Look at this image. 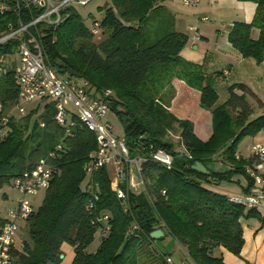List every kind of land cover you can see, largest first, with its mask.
Returning <instances> with one entry per match:
<instances>
[{"label":"trees","instance_id":"1","mask_svg":"<svg viewBox=\"0 0 264 264\" xmlns=\"http://www.w3.org/2000/svg\"><path fill=\"white\" fill-rule=\"evenodd\" d=\"M110 1V6L97 7L103 16L93 18L91 26L74 6L65 7L58 25L39 27V39L46 62L60 76L87 83L92 96L110 91L109 110L122 124L130 155L145 157L143 187L135 192L122 182L124 197L120 198L111 187L107 166L88 173L84 166L97 149L95 136L76 118L66 133L54 119L53 100L40 99L17 117L13 105L18 88L12 69L1 73L0 114H8L9 121L7 135L0 140V191L58 144L62 147L49 160L50 185L42 204L25 222L29 242L15 249L13 264H60L63 242L73 246L71 264H141L139 248L142 242L154 240L150 232L155 229L164 232L160 239L170 236L177 241L184 250L183 259L191 264H225L214 248L222 246L239 256L244 243L241 221L254 218L264 226V215L259 208L235 203L209 186L233 182L234 176L241 175L247 183L243 192L249 193L255 180L247 169L264 179V172L257 170L264 160L254 154L243 157L238 151L244 137L264 128V115L252 117L245 95L253 93L242 82L229 84L227 99L216 104L214 83L227 75L221 70L208 73L203 63L180 56L187 34L174 30V19L167 12L153 14L165 0ZM240 1L255 3L254 17L250 22H233L228 42L243 58L259 64L264 61V0ZM12 20L11 14H0V36ZM95 22L96 34L91 30ZM254 28L257 38L251 36ZM16 45V40L0 44V54L11 52ZM174 78L185 79L198 90L200 104L210 111L207 139L195 134L189 119H179L170 110ZM174 133L178 134L176 143L170 138ZM156 150L171 156L169 168L151 157ZM196 161L208 173L194 170ZM103 215L107 221L101 220ZM3 222L0 215V227ZM106 224L109 230L101 235ZM96 232L100 244L87 252ZM152 252L151 261L157 258L156 264H175L169 253L160 256L155 248Z\"/></svg>","mask_w":264,"mask_h":264},{"label":"built area","instance_id":"2","mask_svg":"<svg viewBox=\"0 0 264 264\" xmlns=\"http://www.w3.org/2000/svg\"><path fill=\"white\" fill-rule=\"evenodd\" d=\"M89 1L91 0H0V14L14 16V20L7 23L6 32L0 36V44L10 40L17 41L15 53L17 59L14 57L9 61V52L0 54V74L12 69L15 85L18 88L15 109L20 114L25 113L24 103L51 98L55 102L54 119L66 133L70 132L72 118H76L94 134L97 149L90 155V161L84 168L91 173L99 167L113 164L114 176L111 178V187L121 198L124 197V192L120 188V183H127L129 179L131 184L133 177L136 176L143 187L141 166L145 157L130 155L124 136L115 135L111 124L104 120L109 111L110 91L106 90L97 96H92L88 92L87 83L71 82L60 76L56 69L46 62L39 39V27L58 25L63 20L62 10L65 7L74 4L84 5ZM183 2L191 5L198 3L199 0H183ZM206 19V17L201 18L204 21ZM91 30L94 34L98 32L97 22ZM8 121V114H0V140L7 135ZM60 149H62L61 144H58L35 165L26 168L19 177L13 179L12 186L18 191L20 199L8 209L0 227V264H12L17 230L20 223H25L33 210V205L27 197L35 196L49 187L52 178L49 160L53 159ZM250 149L252 154L264 160V146L253 144ZM177 151L183 153L180 148ZM151 157L167 168L171 166V156L161 150L154 151ZM260 169H263L262 164L257 165L258 172ZM247 171L254 178L257 186L249 193L228 195L229 200L246 207L264 209V179L252 170L247 169ZM94 198L97 199V196ZM101 220L107 221L108 216L103 215ZM108 230L109 224H106L101 235H105ZM167 261L171 263L170 258H167Z\"/></svg>","mask_w":264,"mask_h":264},{"label":"rangeland","instance_id":"3","mask_svg":"<svg viewBox=\"0 0 264 264\" xmlns=\"http://www.w3.org/2000/svg\"><path fill=\"white\" fill-rule=\"evenodd\" d=\"M105 3H107L108 6L111 5L110 0H91L87 4L81 5V4H74V7L76 11L80 14L81 18L83 19L84 23L87 26L92 25L93 18L100 20L103 16V11H99L97 9L98 6H103ZM210 4H206V0H200L198 3L186 5L183 0H173V12L177 11L183 15V17L186 19V27L187 31H185V34H187V45H190V41L194 39L196 44H199V50L203 51V46L205 45L206 48L209 49L206 56V61L209 64L211 61L216 64L220 60H216L215 57L217 56L216 53L213 51V48L215 44H217V36L221 34L225 28L229 25L228 22H235V21H243L241 16L236 12V10H231L229 8L222 9V10H211L210 8L213 6L212 2L209 1ZM91 14V15H90ZM205 16L207 21H200L199 18ZM228 24V25H225ZM200 33L203 35L204 38H201ZM220 39V35H219ZM186 45V44H185ZM234 54L229 55L231 56V61L233 63V72L232 75L229 78H222L219 77L216 79L214 83V88L218 94V100L216 104H220L223 99H226L228 97V90L227 87L229 84L239 80V76H241V71H244L246 68H248L251 72H259L261 71V63L257 64L255 61L253 62V59L251 58H245L246 61H252L253 67L252 69H249L245 63H238L237 57L239 56V53L236 50H233ZM9 61H12V59L15 57L16 53V47L11 50ZM214 56V58H213ZM220 57V55H218ZM243 58V57H242ZM225 62V61H223ZM225 63H222L221 65H217L216 67H213L211 70H215L216 68L223 67ZM260 65V66H256ZM208 70L210 68L206 66ZM244 67V68H243ZM246 67V68H245ZM206 69V70H207ZM228 74V73H227ZM226 75V74H225ZM261 75V73H260ZM185 87H189L191 90L196 91V89L191 88L189 85H187L186 80L179 79ZM255 89L260 92L262 98L264 99V86H255ZM198 91V90H197ZM195 93H198V92ZM182 94V93H181ZM196 95V94H195ZM245 95V99L246 96ZM184 96V95H183ZM195 96H192L189 101L183 100L184 105L187 106L188 111L195 116V120L198 121L200 116L199 113H196L195 109H193V106H195ZM48 102H51V98H47ZM171 100V99H170ZM248 104L254 109L258 110L259 106H254L251 104L253 101L247 100ZM38 103L37 100H33L29 103H24V107L27 109V112L29 111L30 107L35 106ZM183 105V106H184ZM184 108H186L184 106ZM206 110V108H204ZM204 110V111H205ZM208 110V109H207ZM9 111V110H8ZM7 111V112H8ZM6 112V113H7ZM16 116L19 117L20 114L16 110ZM107 117L111 122L112 131L115 135L123 136V127L122 124L117 117V115L109 110L107 113ZM254 117V116H252ZM171 140L176 143L178 140V134L174 133L170 135ZM252 137L246 136L244 137L241 142L239 143L238 150L242 155H248L250 154L249 146L251 145ZM221 158L219 155L217 158ZM219 163V161L217 162ZM108 170L110 171L111 178L114 176V167L113 164L107 165ZM134 176V174H133ZM126 187L129 189H132L135 192H139L142 189V184L139 183V180L136 176L133 177V181L130 184V181L128 179ZM3 193H6L5 196H3ZM45 192L40 191L35 196H28L27 198L30 200V202L33 205V209L37 210L38 207L42 204L43 198H44ZM20 199V195L18 191L12 186V184L5 185L1 191H0V215L3 217L9 208L13 207L18 200ZM24 241L29 242V231L27 226L24 222L20 223V226L17 230L16 239H15V248L20 249L22 246V243ZM100 244V234L99 232H96L94 235L93 241L88 245L86 248L87 252H93L96 250V248ZM153 248H155L158 251V255H164L166 253L171 254L172 259L174 260L175 264L179 263V259L184 257V250L181 247V245L175 241L171 237H166L164 239H154L151 243H147L146 241L141 243V246L139 248L140 250V262L141 264H156V260L153 262L151 259H154V252H152ZM151 251V252H150ZM61 252L63 257L60 259V264H71V261L74 256V249L71 244L68 242H63L61 245ZM153 253V254H151ZM178 258V259H177ZM14 260H16V256H14ZM14 260L12 264L14 263ZM184 264H191L189 260H187Z\"/></svg>","mask_w":264,"mask_h":264},{"label":"crops","instance_id":"4","mask_svg":"<svg viewBox=\"0 0 264 264\" xmlns=\"http://www.w3.org/2000/svg\"><path fill=\"white\" fill-rule=\"evenodd\" d=\"M200 1V0H199ZM209 1L212 2V7L210 8L211 10H222V9H231V10H236V12L242 17L241 19L244 22H250L255 13L256 5L253 2L250 1H240V0H206V4H210ZM161 9L155 10L153 12H161L165 11L167 12L170 16L173 17L174 19V30L176 32L180 33H185L187 31L186 27V19L181 15V13L175 11L173 12V0H165L161 3ZM205 17V16H202ZM199 18L200 21L201 18ZM207 21V20H205ZM233 21L228 22L227 28L217 36V44H215L213 51L216 53L215 59L218 61L220 60L217 64L216 62H210L209 64L206 61V56L207 52L209 51L208 48H206L205 45L203 46V51L199 50V44H196L194 42L195 40L192 39L190 41V45H186L182 48L180 51V56L183 57L185 60L195 63V64H204L205 70L207 69L206 66L210 68V70H206V72H214V71H219L221 70L222 72H227V78H229L232 75L233 72V63L229 60H231V56L233 55L235 50L231 44L228 42V29L229 26ZM201 38H204L203 35L200 33ZM251 36L252 38H257L258 36V29L254 28L251 31ZM238 52V51H237ZM239 53V52H238ZM220 55V57L218 56ZM239 56H241L239 54ZM214 58V56H213ZM15 59H17V55L15 54ZM237 62L238 63H245L249 67V69L254 68L253 67V62L252 61H246L245 58L242 57H237ZM225 61V62H223ZM222 63H225L223 67L216 68L215 70H211L213 67H216L217 65H221ZM260 66V65H256ZM244 68V67H243ZM246 68V67H245ZM261 73V75H260ZM263 73H264V61L261 64V71L255 73L251 72L246 68L244 71H241V76H239V80L235 82H242L247 87L252 91L253 95L248 94L246 96V99L253 101L251 103L253 106L254 104L259 106L258 110H254L253 108V114L252 116L256 117L259 115H264V99L262 98L260 92H258L255 89V86H264L263 84ZM172 84V98L170 100V110L178 117L179 119H189L194 128L195 134L202 140H205L209 137L211 133V113L209 110H205L204 107L200 104V93H195L194 90H191L189 87H185L183 83L178 79L174 78L171 82ZM182 93V94H181ZM196 94V95H195ZM184 95V96H183ZM195 96V106H193V109H195L196 113H199V120H195V116H193L190 111H188V108L186 105H184L183 100H188L192 97ZM227 99V98H226ZM226 99H223L222 102H224ZM38 101V100H37ZM221 102V103H222ZM186 108H184V106ZM13 111L15 110V105H13ZM12 109V108H11ZM10 109V110H11ZM205 110V111H204ZM12 110L10 111V113ZM109 112V111H108ZM105 121H108L110 124V120L107 117V114L104 118ZM253 144H258L261 146H264V128H262L257 134L252 136V142L251 145ZM251 145L249 146V151L250 154L248 155H242L240 152L239 154L243 157H248L252 154L251 152ZM239 151V150H238ZM263 169L259 172L263 173L264 172V163L262 164ZM233 182H221L218 185H210L209 187L219 193L225 194V195H237V194H242L243 192V187L246 186V180L244 179L243 176H234ZM255 183V187H256ZM254 187V188H255ZM253 188V189H254ZM252 189V190H253ZM251 190V191H252ZM6 195V193H3ZM264 204V201H263ZM261 213L264 215V209L260 208ZM7 214V213H6ZM6 214L3 216L5 218ZM242 224V230H243V239L244 243L242 245L240 255L236 256L232 252L228 251L222 246H218L214 248V253L220 257H222L223 261L225 264H264V226H261L259 221L254 219V218H249V219H244L241 221ZM163 232V231H162ZM164 235V232H163ZM170 237V236H166ZM165 237V238H166ZM172 238V237H171ZM170 258L171 254H169ZM178 259V258H177ZM181 260L183 259L180 258ZM174 262V260L172 259ZM187 260L185 258L183 261H181V264H184Z\"/></svg>","mask_w":264,"mask_h":264},{"label":"water","instance_id":"5","mask_svg":"<svg viewBox=\"0 0 264 264\" xmlns=\"http://www.w3.org/2000/svg\"><path fill=\"white\" fill-rule=\"evenodd\" d=\"M192 168L198 172L201 173H208V170L206 169V167L199 161H196L193 165ZM163 236V232L161 229H155L153 231L150 232V237L152 239H159ZM63 255H60V258H62Z\"/></svg>","mask_w":264,"mask_h":264}]
</instances>
